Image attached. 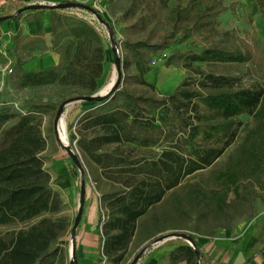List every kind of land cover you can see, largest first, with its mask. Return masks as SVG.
<instances>
[{"label":"trees","instance_id":"1","mask_svg":"<svg viewBox=\"0 0 264 264\" xmlns=\"http://www.w3.org/2000/svg\"><path fill=\"white\" fill-rule=\"evenodd\" d=\"M255 2L264 22V0ZM84 7L107 25L118 46L122 40L103 14L97 8ZM227 10L223 0H172L167 17L170 33L157 45L126 43L137 70L128 79L147 90L136 93L126 86L132 63L119 55L123 60L117 88L100 102L82 101L87 109L71 126L70 138L80 153L77 168L86 174L87 183L94 181L102 190L101 254L110 264H121L138 234L148 228L156 233L178 231L149 245L169 236L183 237L162 256L163 264H220L202 251L199 239L253 219L255 202L264 200V54L258 66L262 83L251 87L192 66L250 63L253 56L245 46L213 44L199 53L178 52L189 75L167 95H156L154 85L144 79L151 56L173 43L179 26L191 24L214 34L218 18ZM18 11L19 15L49 11L54 45L62 33L70 39L54 51L60 56L56 66L25 70L17 60L13 78L19 86L60 84L87 91L78 98L94 96L106 72V43L98 29L65 9L19 7ZM7 17L5 21L16 16L13 12ZM43 34L18 32L12 42L15 47L35 37L43 42ZM187 38L186 33L182 39ZM243 115L252 122L243 124L239 119ZM50 133L56 136L54 124ZM47 145L38 113L20 114L0 107V174L32 165ZM106 183L110 190L103 189ZM12 193V188L0 185V205ZM85 208L86 195L83 213ZM161 224L168 225L161 229ZM68 231L64 219L42 218L28 228L0 234V264H71ZM75 261L77 264L76 247Z\"/></svg>","mask_w":264,"mask_h":264},{"label":"rangeland","instance_id":"2","mask_svg":"<svg viewBox=\"0 0 264 264\" xmlns=\"http://www.w3.org/2000/svg\"><path fill=\"white\" fill-rule=\"evenodd\" d=\"M3 1L8 2V4L4 5L6 10H3V14L14 12L19 28L20 24H26L34 18L32 15H29L30 11L19 15V7L39 4L45 6L60 4V0ZM63 1L66 2L65 4L74 3L80 5L77 8L65 9V13L74 14L87 21L96 19L95 25L105 40L106 72L101 88L96 94L102 92L111 83L115 74L116 81L118 80V70L115 64L114 45L111 41L110 30L107 25L101 22L95 14L84 6L97 8L107 22L111 24L120 40H122L116 46L118 55L123 56L125 60H129L132 63L131 68L126 72V86L136 93L147 90L132 84V81L128 79L129 76L136 75L137 70L129 50L126 49V43L136 44L142 42L149 45H157L166 34L170 33L172 25L168 23L167 17L172 0H169L167 5L164 3L166 0ZM223 3L228 10L218 18L215 26L216 33L212 34L205 30L193 28L191 24L179 26L173 43L166 49L160 50L151 56L149 71L144 75V79L154 85L156 95L163 96L172 93L188 77L189 73L183 69V62L178 58V52L182 54L190 52L199 53L213 44L229 47L237 46L242 49H244V46L249 47L253 59L250 63L245 64L219 63L206 66L205 64L193 63L192 66L194 68H201L207 73L228 77L236 85L242 87H251L256 83H262V72L259 71L258 66L259 57L264 54V22L258 6L255 1L251 0H223ZM232 3L236 4L235 7H233L234 5L232 6ZM44 13L50 15L49 11L40 12L35 15V18ZM18 29L17 31H12L13 34L10 35V41H12V38L18 32L21 35L24 33L23 29L19 31ZM186 33L188 34V38L183 41L182 38ZM224 33H228L229 36L225 37ZM19 38L21 39L22 37ZM39 40H41L40 37H35V39L24 41L15 47L14 43L9 41V38L4 39L0 35V107L5 106L13 112L20 114L38 113V117L42 122L43 134L48 137L47 149L32 165L17 169L13 173L0 174V185L12 188L13 190L9 201L0 205V234L28 228L42 218H62L68 226L69 231L66 239L69 241L71 247V230L79 212L80 200L78 196L75 206L72 205L66 191L56 187L58 177L52 159L58 149H60L59 146L71 149L80 158L76 141L72 140L70 135L73 130L71 126L75 125L83 111L75 120L71 118V114L74 110L81 109L83 103L81 101L70 102V100L86 94L87 91L60 84L35 88H23L19 86V82L13 78V70L17 60L24 62V60L34 59L35 55H41L48 51L44 34L43 42ZM53 40L54 38L49 34L47 41L50 43L51 47L49 49L52 51L58 50L59 45L70 41L63 33L57 37V46L54 45ZM168 60L171 62L170 65L167 64ZM169 79H172V83H167L168 86H166L167 84L165 83ZM64 103H66V106L62 122L66 127L67 143L59 141L56 136L50 133L58 111V109H54V106H60ZM85 109L87 108L85 107ZM150 114H153V112L150 111ZM239 119L243 124H250L252 122V119L247 115H243ZM242 134L240 131L238 137L240 138ZM232 150L233 147L227 150L221 162L225 160ZM76 177L81 188L83 178L80 169L76 170ZM102 187L105 190L111 189L108 183ZM80 188L78 187V190ZM85 189L86 192L94 189L93 193L97 197L101 198L102 196V190L96 187L94 181L87 183L85 180ZM166 225L168 224H161L160 228L164 229ZM172 232L178 231L169 230L156 233L154 228L141 231L133 241L121 264H133L138 256L139 258L135 264H163L158 259L159 254L172 250L181 243V239L177 236H169L162 238L159 242L156 241L150 245L149 243L156 238ZM263 242L264 233L260 237V243ZM101 253L102 250L100 251L99 263L110 264Z\"/></svg>","mask_w":264,"mask_h":264},{"label":"crops","instance_id":"3","mask_svg":"<svg viewBox=\"0 0 264 264\" xmlns=\"http://www.w3.org/2000/svg\"><path fill=\"white\" fill-rule=\"evenodd\" d=\"M6 4L8 2L0 0V17L12 14H3ZM36 14L29 12L34 18L26 24H20V28L16 19L0 23V35L4 39L9 38V41L12 31H17L18 28V31L23 29L22 35L33 36L43 31L48 51L35 55L34 59L24 60L22 68L25 70H39L60 63V56L49 49L51 45L47 41L50 34V15L44 13L35 18ZM84 108L82 105L81 109L74 110L71 118L75 120ZM59 147L52 159L57 170L56 187L65 190L70 197V203L75 206L78 196L79 200L81 198V188L76 177L78 168L66 148ZM93 190L86 192V208L76 231L77 264H101L99 260L102 245L100 238L102 214L100 198L93 193ZM262 233H264V200H257L254 204L253 219L241 221L231 229L221 230L213 237H201L199 243L202 251L220 264H264V242L260 243ZM164 254H159L158 259L161 260Z\"/></svg>","mask_w":264,"mask_h":264},{"label":"water","instance_id":"4","mask_svg":"<svg viewBox=\"0 0 264 264\" xmlns=\"http://www.w3.org/2000/svg\"><path fill=\"white\" fill-rule=\"evenodd\" d=\"M79 6H80L79 4H74V3L51 5V6H45V5L39 4V5H31V6H28L26 8L27 9H33V10H39V9L45 8V7L59 8V9H71V8H77ZM7 18H8L7 16L0 17V23L4 22ZM110 37H111V41H112V43L114 45L113 53H114L115 64H116V67H117V70H118V80L113 83V85L111 86L109 91H107L106 93L100 92V93H98V94H96L94 96H91V97L87 96V97L75 98L73 100H70V102H74V101L100 102V101L104 100L105 98H107L110 95V93H112L117 88V86H118V84H119V82L121 80V75H122V72H121L122 60L119 57L118 52H117V47H116L117 45H116V43H115V41L113 39V32H110ZM65 106H66V103L61 104L59 106L57 114H56V117H55V121H54V128H55V132H56V137L58 138L59 141H62V139L60 137V133H59V125H60V120H61V118L63 116V113H64ZM66 150L68 151L69 155L74 160V162L79 165L80 164L79 157L76 154H74L71 149L66 148ZM81 173H82V171H81ZM82 178H83V180H82V183H81V198H80L79 212H78V215H77V217L75 219V223L73 225V228L71 230V238H72L71 242L72 243H71V247H70V250H69L70 251V257H71V264H76V261H75L76 231H77V228L80 225V222L82 220L83 208H84V203H85V195H86V189H85L86 174L85 173H82ZM179 238L183 239V237H179ZM157 241L159 242V241H161V239L157 240ZM186 241L191 246H193V243L190 240H186ZM196 254H197V257L199 259L200 253H199L198 250H196ZM138 258H139V256L136 258V260L134 261L133 264L136 263Z\"/></svg>","mask_w":264,"mask_h":264},{"label":"bare ground","instance_id":"5","mask_svg":"<svg viewBox=\"0 0 264 264\" xmlns=\"http://www.w3.org/2000/svg\"><path fill=\"white\" fill-rule=\"evenodd\" d=\"M172 80V79H171ZM170 79L165 83V84H167V83H172V81H171ZM116 81V74H115V76L113 77V79H112V81H111V83L102 91L103 93H106L107 91H109V89L111 88V86L113 85V83ZM166 86H168V84L166 85ZM62 124V125H61ZM59 133H60V137H61V139H62V141L64 142V143H67V138H66V127H65V124L62 122V118H61V120H60V125H59Z\"/></svg>","mask_w":264,"mask_h":264},{"label":"built area","instance_id":"6","mask_svg":"<svg viewBox=\"0 0 264 264\" xmlns=\"http://www.w3.org/2000/svg\"><path fill=\"white\" fill-rule=\"evenodd\" d=\"M91 24H93L95 27H96V19H93V20H89ZM97 28V27H96ZM98 29V28H97Z\"/></svg>","mask_w":264,"mask_h":264}]
</instances>
